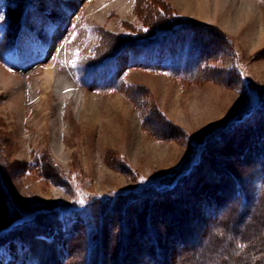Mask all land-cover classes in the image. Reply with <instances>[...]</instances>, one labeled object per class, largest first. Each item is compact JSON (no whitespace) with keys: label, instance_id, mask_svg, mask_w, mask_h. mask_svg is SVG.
Instances as JSON below:
<instances>
[{"label":"rangeland","instance_id":"374dc122","mask_svg":"<svg viewBox=\"0 0 264 264\" xmlns=\"http://www.w3.org/2000/svg\"><path fill=\"white\" fill-rule=\"evenodd\" d=\"M0 17V264H264V0H0ZM63 47L84 100L40 106Z\"/></svg>","mask_w":264,"mask_h":264},{"label":"bare ground","instance_id":"6f19581e","mask_svg":"<svg viewBox=\"0 0 264 264\" xmlns=\"http://www.w3.org/2000/svg\"><path fill=\"white\" fill-rule=\"evenodd\" d=\"M123 3V2H122ZM119 4V3H118ZM253 5H254V3H253ZM122 6V5H121ZM71 27H69L67 30H66V32H69V30H72V29H70ZM209 30H210V28H209ZM67 35V34H66ZM215 35V34H214ZM68 36V35H67ZM66 37V36H65ZM64 37V38H65ZM118 42H120V39H119V41ZM66 46V45H65ZM116 46H117V44H116ZM54 47V46H53ZM52 51V50H51ZM53 53V52H52ZM52 55V54H51ZM50 55V56H51ZM53 58V57H52ZM51 59V58H50ZM69 59V54H68V51H67V49L65 48V47H63L62 49H60L59 51H56V59L54 60V62H52V63H46V66H45V70L42 72V74H41V76H39L38 78H41L42 80H41V82H40V84L38 85V84H36V86H34L35 88V90L36 89H38V88H42V90H44L45 92H43V94L39 97V101H38V104L40 105V106H42V104L44 103V101H46L47 100V94H48V92H49V90H51L52 92H54V95L55 96H57V98H58V100H59V104L60 105H63L64 103H66V101H68V100H72V101H74L75 102V104H76V106H78L79 104H81V102H83V100H84V96H85V94H83V91H82V89H81V87L75 82V81H73L72 79H71V77H69L68 76V72L67 73H61L60 72V65H61V61L62 60H68ZM49 62V61H48ZM3 72V71H2ZM201 73H199V75H200ZM198 75V76H199ZM201 75H203V74H201ZM202 77V76H201ZM164 78V77H163ZM198 78V77H197ZM196 78V79H197ZM37 79V78H36ZM192 79V78H191ZM194 79V78H193ZM199 79H201V78H199ZM163 80V79H162ZM25 82H26V80H24ZM25 82H20V85H19V95H21V93H23L22 94V96H25ZM24 91H23V90ZM21 91H23V92H21ZM33 92V91H32ZM34 96L35 95H33V98H34ZM37 103V102H36ZM33 104H35V103H33ZM38 107V106H37ZM261 124H262V122H261ZM255 127H256V125H255ZM258 127V126H257ZM261 127V126H260ZM264 127V126H263ZM254 127L252 126V129H253ZM257 129V128H256ZM260 129H262V128H260ZM264 129V128H263ZM263 129H262V131H263ZM254 130H255V128H254ZM251 132V131H250ZM258 132H260V130H259V128H258ZM257 132V133H258ZM223 134V133H222ZM260 135H262V132L261 133H259ZM260 135H259V137H260ZM264 135V134H263ZM254 136V135H253ZM256 136V135H255ZM254 136V137H255ZM258 137V138H259ZM260 138H262V137H260ZM263 138H264V136H263ZM260 140H262V139H260ZM263 141V140H262ZM261 141V142H262ZM259 143H260V141H258ZM256 144H257V142H255ZM258 143V144H259ZM264 142H262V144H263ZM221 145V144H220ZM260 146H261V144H260ZM220 147V146H219ZM249 154V153H248ZM232 162V161H231ZM59 193H61V192H59ZM147 200V199H146ZM149 200V199H148ZM154 200V199H153ZM152 201V200H151ZM148 202V201H147ZM159 203V202H158ZM152 204V203H151ZM160 204V203H159ZM118 205V204H117ZM117 205L115 206V207H117ZM155 205V204H154ZM156 206V205H155ZM147 207V206H146ZM148 208V207H147ZM131 209V208H130ZM134 209V208H133ZM160 209V208H159ZM132 210V209H131ZM162 214V213H161ZM14 215V214H13ZM157 215V214H156ZM161 216H163V215H161ZM126 217H128V215L126 216ZM5 218V217H4ZM156 218V217H155ZM161 219H162V217H160ZM139 219V218H138ZM159 219V218H158ZM157 219V220H158ZM174 219V218H173ZM168 221H169V219H167ZM114 221V220H113ZM173 221V220H172ZM139 222H141V221H139ZM215 222V221H214ZM9 223V222H8ZM110 223V222H109ZM112 223V222H111ZM6 224V223H5ZM111 226H114V225H111ZM2 227V226H1ZM162 228V227H161ZM161 228H159V229H161ZM166 228V227H165ZM164 228V229H165ZM37 231H39L37 228H35ZM112 229V228H111ZM113 229H115V228H113ZM112 229V230H113ZM158 229V230H159ZM111 231V230H110ZM167 230H165V232H166ZM114 232V231H113ZM161 232V231H160ZM159 232V233H160ZM163 232H164V230H163ZM168 232L169 231H167V233L166 234H168ZM162 233V232H161ZM160 233V234H161ZM118 234V233H117ZM165 234V235H166ZM170 234V233H169ZM113 235H114V233H113ZM112 235V236H113ZM162 235H164V234H162ZM161 235V236H162ZM170 236V235H169ZM168 236V237H169ZM173 236H174V234H173ZM114 237V236H113ZM163 237V236H162ZM167 236H165V238H166ZM177 239V238H176ZM165 240V239H164ZM30 241H32V240H30ZM165 241H167V240H165ZM169 241V240H168ZM167 243V242H166ZM39 244H41V243H39ZM72 244V243H71ZM41 246H43V245H41ZM50 248V247H49ZM185 248H188V246L186 247L185 245H184V247L182 248V251H183V249H185ZM189 249V248H188ZM187 249V250H188ZM191 249V248H190ZM196 249V248H195ZM186 250V251H187ZM167 251V250H166ZM123 254V253H122ZM121 254V255H122ZM168 259V258H167ZM164 260V259H163ZM50 264V263H49Z\"/></svg>","mask_w":264,"mask_h":264},{"label":"trees","instance_id":"16d2710c","mask_svg":"<svg viewBox=\"0 0 264 264\" xmlns=\"http://www.w3.org/2000/svg\"><path fill=\"white\" fill-rule=\"evenodd\" d=\"M9 1V0H8ZM7 8H8V10H7ZM6 10H7V12H6V16H7V25H8V27H10L11 25L13 26V24H16V23H18L19 22V15L18 14H15V12H14V10L13 9H10V7H6ZM18 20V21H17ZM11 26V27H12ZM14 47V46H13ZM13 47H12V49H13ZM176 187V186H175ZM173 191H176V188H172V189H169V190H166L165 192L163 191V192H160V193H158V195H163V194H170V193H172ZM148 192H152V191H147V193ZM175 193V192H174ZM237 194L235 193V196H236ZM244 196H246V192L242 189V191L240 192L239 191V194L237 195V198L236 199H234V200H232V205H230V206H228L227 205V207L226 208H224L225 210V212L223 213H221V215H223V214H228V211L231 213V212H233V211H236V212H239V211H241V208H243L244 207V204H246L247 203V200L246 199H244ZM126 198L127 197H124L123 196V198L121 197V199H119V200H121V201H123V199L124 200H126ZM136 203H137V201H135ZM132 203V202H131ZM115 204V203H114ZM248 205H250L249 203H247ZM116 206V205H115ZM249 207V206H248ZM252 209H251V211H250V213L252 212H254L255 211V208H256V206L254 207L253 205H252ZM251 208V207H250ZM254 209V210H253ZM93 211L95 212V209H91V212H90V214L89 215H87L86 214V212L85 211H82V212H78L77 214H75L74 215V217L75 218H77V220H79L80 221V223H81V225H82V227H84L85 229L86 228H89V226H90V222H89V225H88V222H87V219L86 218H88V217H90L91 216V218L93 219V220H95V216H92L93 215ZM58 215V214H57ZM244 215V214H243ZM59 216L60 215H58V218H59ZM67 217V216H66ZM241 217V219H242V217L243 216H240ZM57 218V219H58ZM243 220V219H242ZM76 221V220H75ZM74 221V222H75ZM58 222H59V220H58ZM58 222H56V224L54 225L55 227L54 228H57L58 227ZM62 221H60V223H61ZM68 222V219H67V221H64V222H62L61 223V226H65L66 225V228H63V230L64 231H66L67 229H68V226H69V224L67 223ZM71 223H73V222H71ZM70 223V224H71ZM73 225V224H72ZM125 227V226H124ZM72 230H75L76 229V226H74L73 225V227H70ZM126 230V229H125ZM125 230H123V226H122V232H125ZM119 238H120V240H121V237L119 236ZM19 241V240H18ZM24 243H25V241H24ZM26 245V244H25ZM97 246L98 245H95L94 244V250L96 251L95 253H97ZM94 250H93V248L92 247H90V248H88L86 251H87V253H86V256H87V258H86V260H88V261H90V258H91V253H94ZM30 252V251H29ZM28 252V253H29ZM32 254L31 253H29L28 255H27V258H25V263L26 264H33V262H34V258L31 256ZM26 256V255H25ZM225 256H227V254H225ZM162 257V259H160L159 261H160V263H161V261L163 262V264H171V261L168 259V260H165L164 258H165V255H162L161 254V256L159 257V258H161ZM257 257V256H256ZM238 258V257H237ZM164 259V260H163ZM259 259H261L260 257H259ZM85 260V262L87 263V261ZM227 260H229V259H227ZM258 259H255V257H254V259H253V263L252 264H262V261L261 260H259V261H257ZM158 261V262H159ZM167 261V262H166ZM168 261H170V262H168ZM223 261V260H222ZM222 261H220V263L219 264H229V261H225V262H222ZM257 261V262H256ZM38 263H36V262H34L35 264H41L40 262H39V260L37 261ZM173 263V262H172Z\"/></svg>","mask_w":264,"mask_h":264},{"label":"snow or ice","instance_id":"6c2138e0","mask_svg":"<svg viewBox=\"0 0 264 264\" xmlns=\"http://www.w3.org/2000/svg\"><path fill=\"white\" fill-rule=\"evenodd\" d=\"M0 19H2V17H0ZM78 203H80V204H84L85 203V200L82 198V199H80L79 201H78Z\"/></svg>","mask_w":264,"mask_h":264},{"label":"water","instance_id":"95a60500","mask_svg":"<svg viewBox=\"0 0 264 264\" xmlns=\"http://www.w3.org/2000/svg\"><path fill=\"white\" fill-rule=\"evenodd\" d=\"M195 163H193V165H194ZM193 165H191V166H193Z\"/></svg>","mask_w":264,"mask_h":264}]
</instances>
